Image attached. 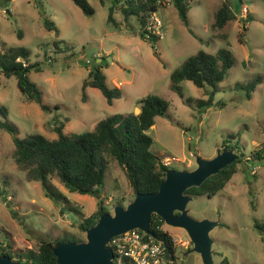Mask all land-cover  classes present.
Here are the masks:
<instances>
[{"label":"rangeland","instance_id":"374dc122","mask_svg":"<svg viewBox=\"0 0 264 264\" xmlns=\"http://www.w3.org/2000/svg\"><path fill=\"white\" fill-rule=\"evenodd\" d=\"M88 1L94 7L91 15L72 0H0V48L22 45L30 50V62L38 61L40 69L34 65L28 75L49 107L43 110L26 100L16 76L0 73V105L7 108L6 118L0 119L12 122L18 136L41 132L52 138L57 135L53 124L65 116L69 120L63 131L81 132L111 113L137 112L139 99L148 93L166 98V114L155 116L147 129L153 139L151 150L162 161L191 169L197 155L211 158L229 145L245 163L236 164L223 188L212 195H192L186 204L193 218L221 222L209 231L213 264H264V230L253 226L255 220L264 221V160L251 161L255 151L264 153V0H227L236 16L222 27H213L212 22L223 0H188L185 20L171 0H163L165 5L153 12L161 24L155 41L146 38L133 15L126 22L118 6L113 11L118 23L107 21L109 0ZM243 5L247 11L241 15ZM44 16L55 23L58 36L44 27ZM58 38L71 47L60 43L56 51L53 41ZM221 47L230 51L233 62L215 93L219 102L199 109L196 99L205 98L208 87L180 81L184 97L191 98L186 102L171 89L170 73L197 49L214 53ZM95 61L102 63L107 85H120L121 96L111 102L97 87L82 88ZM258 75L261 81L250 98L245 88L235 87ZM14 148L12 134L0 127V247L16 255L37 248L43 239L84 238L79 222L96 210L97 197L69 191L52 175L70 200L60 209L61 203L44 195L40 181L25 177L15 162ZM105 176L101 197L112 213L115 203L126 205L134 195L124 169L112 158ZM162 228L176 244L173 264H204L183 228L165 222Z\"/></svg>","mask_w":264,"mask_h":264},{"label":"trees","instance_id":"16d2710c","mask_svg":"<svg viewBox=\"0 0 264 264\" xmlns=\"http://www.w3.org/2000/svg\"><path fill=\"white\" fill-rule=\"evenodd\" d=\"M72 1L85 14L91 15L94 12V7L88 0ZM99 1L105 3V0ZM171 2L176 6L182 19L185 20L190 5L188 0H171ZM164 5L163 0H109L107 21L118 23L113 17L114 8L118 6L126 22L133 15L139 26L148 34L146 38L155 41L158 36L147 30L145 25L158 6ZM235 16L231 4L227 0H223L215 11L212 26L222 27ZM43 24L46 29L54 30L56 36L59 35L57 26L47 16H44ZM18 35H22V30H18ZM60 43H64V47H71L58 38L53 41L56 51L60 50ZM29 54L30 50L22 45L0 48V73L5 76L15 75L17 85L25 99L37 102L41 109L46 110L49 107L42 101L41 90L28 75L34 65H36V69H40L38 61L30 62ZM232 62L230 51L225 47L219 48L214 53L199 48L171 71L170 87L180 97H184L180 85V81L183 79H189L199 87L207 86L206 97L196 99L199 109L206 108L219 102L214 100V96ZM101 65V61L93 62L88 69L87 76L82 80V88L97 87L106 100L111 102L113 98L121 96V89L116 85H107ZM258 81H261L259 75L246 83L237 82L235 87L245 88V95L250 98ZM81 99L85 100L84 94ZM184 100L189 102L191 98L187 96L184 97ZM168 106L169 101L166 98L148 93L139 99L137 112L111 113L99 119L93 129L66 133L63 131L64 121L69 120V116H65L64 120L55 121L53 124L52 128L57 135L52 138L41 132H29L18 136L17 127L7 120L0 119V127L12 134L15 145L13 156L16 164L24 170L25 177L40 181L44 195L56 203H61L60 209L68 207L67 203L70 200L67 194L52 181V175H56L69 191L87 193L97 197L96 210L84 216L79 222V227L85 231L98 219L100 213L110 212L101 197V191L105 185L106 169L111 158L124 169L133 195L136 192L155 191L164 179L166 170L171 166L151 150L153 139L147 129L154 123L155 116L166 114ZM0 115L6 118L7 108L5 106L0 105ZM234 134L231 133L229 136L235 137ZM229 147L231 146H224L223 149ZM260 159L264 160V153L257 150L251 161ZM238 162L245 165L242 158L237 156L232 162L205 178L200 185L186 188L185 193L190 195L214 194L223 188L230 179L236 171ZM163 223L164 220L153 213L149 228L154 237L161 241L166 256L175 258L176 244L173 237L162 228ZM253 226L262 232L264 221L255 220ZM81 239L84 238H77L73 235L43 239L38 243L37 248H28L16 255L9 248L1 246L0 254H9L12 258L29 264H57L56 256L53 253L54 246L65 240L78 241ZM223 261L225 262L226 258ZM125 263H129V261L125 260Z\"/></svg>","mask_w":264,"mask_h":264},{"label":"water","instance_id":"95a60500","mask_svg":"<svg viewBox=\"0 0 264 264\" xmlns=\"http://www.w3.org/2000/svg\"><path fill=\"white\" fill-rule=\"evenodd\" d=\"M237 156L233 148H225L218 150L211 158L197 155L196 165L191 169L168 168L155 191L136 192L126 205L116 203L112 213H100L98 219L85 229L84 239L56 244L53 253L57 264H116L113 249L107 245L109 238L132 228L153 234L149 228L153 213L165 223L183 228L192 242V250L199 252L204 264H213L209 231L219 221L190 216L186 204L192 195L185 193V190L200 185L205 178ZM0 264L29 263L14 259L9 254H0Z\"/></svg>","mask_w":264,"mask_h":264},{"label":"built area","instance_id":"2783aa9c","mask_svg":"<svg viewBox=\"0 0 264 264\" xmlns=\"http://www.w3.org/2000/svg\"><path fill=\"white\" fill-rule=\"evenodd\" d=\"M244 10L247 11L245 8ZM160 25L159 19L152 13L145 27L161 36ZM107 245L113 249V261L116 264H126L125 260L132 264H173L174 261V258L166 256L160 240L140 228H132L111 236Z\"/></svg>","mask_w":264,"mask_h":264},{"label":"crops","instance_id":"0c3cea01","mask_svg":"<svg viewBox=\"0 0 264 264\" xmlns=\"http://www.w3.org/2000/svg\"><path fill=\"white\" fill-rule=\"evenodd\" d=\"M231 8H232V6H231ZM233 9V8H232ZM243 9H244V5H243V7H242V9L240 8V10H241V15H242V11H243ZM233 11H234V9H233ZM235 12V11H234ZM235 15H236V12H235ZM245 25H246V22H245ZM116 83H118V82H115V84ZM118 86H120V85H118Z\"/></svg>","mask_w":264,"mask_h":264}]
</instances>
